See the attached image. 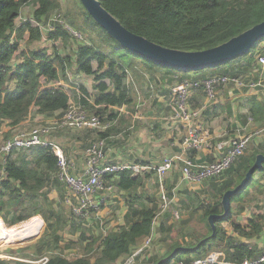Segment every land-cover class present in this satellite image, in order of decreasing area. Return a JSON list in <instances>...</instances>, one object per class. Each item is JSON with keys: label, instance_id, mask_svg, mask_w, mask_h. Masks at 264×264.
I'll return each mask as SVG.
<instances>
[{"label": "trees", "instance_id": "16d2710c", "mask_svg": "<svg viewBox=\"0 0 264 264\" xmlns=\"http://www.w3.org/2000/svg\"><path fill=\"white\" fill-rule=\"evenodd\" d=\"M99 1L129 30L162 46L184 51H197L217 46L264 20V0ZM29 3L34 6L33 18L38 22L46 21L53 12L62 8L59 0H0V133L5 125L15 128L22 125L34 113L56 120L61 118L71 103V96L61 82V78L73 65L78 72L93 77L95 89L93 104L121 107L133 101L134 91L127 86L126 80L130 70L137 72L143 70L138 67V63H144L149 68L165 69L169 73L178 74L180 78L205 79L208 72L210 76L228 74L225 68L231 62L244 58L251 64L255 55L264 54V46L255 54V48L264 43L263 37L247 53L217 67L188 72L162 68L120 46L118 41L92 18L81 0L80 3H73L74 6H79L76 14L71 12L67 14L71 15L72 24L76 28L92 34L91 44L80 45L72 54L64 55L59 54L57 50L54 54L49 53L47 49L23 50L21 40L25 39L26 33H28L27 43L38 41L43 36L40 28L30 21L17 26L16 21L21 16L22 9ZM54 27V30H49L48 38L54 41L59 39L68 41L70 36L68 31L61 24H56ZM95 33L96 36H93ZM114 43L119 46H115ZM103 44L112 50H104ZM115 50L120 53L124 50V53L118 56ZM19 53L22 60L14 63ZM136 57L141 60L137 61ZM80 89L86 95H90L84 86H80ZM78 101L94 107L83 97ZM99 113L101 108L97 109L96 114ZM8 133L5 138L8 137ZM21 150H23L21 153L17 150V152L12 151L4 163L0 161L5 172V177L0 179L2 189L0 213L5 210L7 213H12L10 225L33 216L31 215L33 213L28 216L16 212L22 210L26 201L29 203L37 198L43 186L46 187L49 182L53 184L54 181L62 184L58 179L57 157L49 146H35ZM261 153L264 154V147L253 149L251 152L246 151L221 177L209 179L211 198L199 203L208 230L198 233L197 241L189 246L182 245L186 243L187 238V235L182 233L180 242L174 240L166 245L167 253L163 257H158L156 264H171L172 260L178 257L179 252H185L186 255L177 258L176 261L184 259L186 263L215 250L225 252L229 260H243L259 255L257 248L228 234L220 223H230L235 232L247 238L261 235L264 229V213L253 214L244 224L233 220L232 209L221 216L225 212L224 194L243 180L254 165L258 154ZM113 176L116 177L114 182L116 187L128 192L126 198L128 209L124 215V222L117 230L106 233L98 254L68 257L61 252H55L62 237L61 226L64 221L61 213L56 212L53 207L48 209L50 212L47 210L48 214L46 208L35 209V214L44 213V216L41 215L48 221L50 216L56 217L55 222L52 220L49 222L50 227L53 228L49 239L46 242L43 240V243L35 248L36 256H41L48 247V261L45 264H116L123 255H131L134 252L141 238L154 233V219L160 198L158 197L157 200L150 194L138 192L141 185L139 176H134L129 170ZM108 177H110L108 174L105 175L104 180ZM248 187L240 190V194L241 192L248 194ZM239 192L231 196V202ZM168 193L172 195V192ZM46 199L47 190H45ZM190 199L194 200L193 197ZM211 216H214L215 230L210 223ZM5 219L7 220V217ZM75 228L80 232L81 240L88 238L89 234L83 223L80 222ZM165 230L161 223L157 229L161 232L159 239L165 241L173 239L165 238L163 235ZM94 242H97V238L93 240ZM93 243L87 244L88 252L93 251ZM151 261L153 264L156 262L153 259ZM0 264L33 263L0 258Z\"/></svg>", "mask_w": 264, "mask_h": 264}, {"label": "crops", "instance_id": "0c3cea01", "mask_svg": "<svg viewBox=\"0 0 264 264\" xmlns=\"http://www.w3.org/2000/svg\"><path fill=\"white\" fill-rule=\"evenodd\" d=\"M32 6V13L34 10V6ZM24 9V8H23ZM26 11H29V7H26ZM31 13V16H32ZM26 36V35H25ZM264 43L260 45V49L255 51V54L260 52ZM264 56V54L255 55V59L252 60L251 64L248 63L247 59H239L235 62H231L226 66V70H228V74L239 77L241 80L244 81V85H239L235 83H228L218 86V92L215 99L210 100L203 88H194L189 96V104L193 108H197L201 110V121L205 124V126L209 129L212 135V146L210 150H198L195 152L185 153L184 156L186 157H193V159L197 162H212L227 152L228 149V141L232 138H237L241 135H249L252 134V138L248 145L247 151L251 152L253 149L264 147V65L260 63L259 58ZM22 60V59H21ZM21 60H14V63L20 62ZM152 70H157L156 68H150ZM78 76H75V85H73V89H75V95L71 96V102H77L80 100L81 97L90 101L91 104L94 103V93L95 89L93 86L90 90V86L88 83L94 84V79L90 75H86L83 72H78ZM145 70L132 71L130 70L128 73V78L126 80L127 86L134 91L133 92V101L130 104H125L121 107L117 106H99L93 104L94 107H91L93 112L97 113V109L101 108L100 115H105L107 122L110 123V127L107 131H94L91 133L87 138L84 132H76L75 134L71 135L68 132L67 137L73 140H64L63 144H68L71 146L72 155L70 158L73 162V169L74 174L76 175H83L85 172L86 166V148L92 142L96 141L100 137H105L107 140V161L109 162H120L126 164H133V163H144V164H158V162H153L158 160V150H153L158 148V117H161L162 120H165L166 123L169 125L167 126L168 129V138L172 140L174 138L175 142L172 145L177 143V147H173V151L175 153L180 152L179 154H183L181 142L186 133L184 127L181 123L174 122L170 119V115L177 110L176 107V98H177V91H172L171 93L161 94L154 93L155 91L149 87H146L141 82V79H146ZM176 81L179 82L180 76L178 74L171 75ZM206 76H210L209 72ZM88 79V80H87ZM142 80V81H143ZM61 82L66 86L64 81L61 78ZM80 86H84L91 97L88 96L80 89ZM152 86V84H151ZM147 88L148 94L144 93V89ZM144 98L151 99L152 102L155 103L152 107L149 108L147 114L144 115L143 112L140 110V105L142 106V101ZM135 104V105H134ZM86 108V104H83ZM106 109L104 110V108ZM95 113V114H96ZM97 115V114H96ZM38 117L41 120H49L54 119L51 117H44L42 115L33 114L28 120H26L22 125H19L15 128L5 125L3 130L0 133V139H6L5 135L7 132L8 137L12 135L15 131L22 129L26 124L31 126L32 124L37 122ZM101 118V117H100ZM34 121V123H33ZM147 123V127H144V123ZM68 131H83V130H91V129H73V128H61V132ZM93 130V129H92ZM258 130H261L259 133H256ZM59 131V132H60ZM57 132V136L59 135ZM60 132V133H61ZM104 134V135H103ZM63 138V137H61ZM181 141V142H180ZM180 142V144H179ZM60 143V142H59ZM83 145L84 149L80 150L79 145ZM62 145V144H61ZM63 146V145H62ZM64 148V147H63ZM65 150V149H64ZM16 151V150H15ZM262 154V153H261ZM259 155V154H258ZM177 161L175 162L174 166L176 165ZM174 168V167H173ZM173 168L167 172L164 178H159V186L163 189L166 184L174 185L176 181V185L178 179L183 178L182 173V164L180 165V169ZM149 172H141L137 174H133L134 176H139L140 180V187L138 192L143 193V175ZM255 174L257 177L255 178ZM105 182L109 184H113L114 188L116 185L114 182L116 181V177L113 174H109ZM254 181L248 187L247 192L248 194L251 193V189H255V194H257L256 190L263 189L264 193V168L258 170L254 173ZM5 177L4 169H0V179ZM217 178V177H215ZM209 180V179H208ZM256 180V182H255ZM196 182V181H189ZM204 182V181H203ZM197 182V183H203ZM177 187V186H175ZM208 191L211 193V188L208 185ZM113 188V189H114ZM166 188V187H165ZM173 188L171 186H167V189ZM48 189V185L45 187L43 186L37 198L33 199L32 202L26 201L22 209H27L26 214L33 213L34 216H42L41 214H35V209L37 207H41L42 209L45 208V203H49L48 199L45 202V190ZM1 192L2 189L0 187V199H1ZM123 192V200L125 206V213L128 209L127 206V195L128 192ZM169 192V191H168ZM173 193V192H172ZM98 194V193H97ZM148 194V192H147ZM169 194V193H168ZM248 194H244L245 196ZM243 195V196H244ZM242 196V197H243ZM6 197V196H4ZM173 197V196H172ZM160 201V200H159ZM250 205V203H248ZM255 212L251 211V207L246 206L245 209L248 211H244L241 214L236 215L233 217L234 221L244 224L246 219L251 217L253 214L264 213V207H257L255 205V201L251 202ZM260 205H264V200H262ZM49 205V204H48ZM233 205L234 201L231 202L230 210L232 209L233 213ZM47 207V205H46ZM30 210V211H28ZM124 213V215H125ZM23 214V215H26ZM177 216V212H176ZM233 216V214H232ZM7 217V220L5 219ZM0 220L12 221V213L5 212L0 213ZM228 224V223H227ZM227 230L228 234H232L236 236L239 240L243 242L250 243L251 246L258 249L259 255L264 253V229L261 232L260 236H254L247 238L245 236L239 235L237 232L233 230L232 225L229 223L224 226ZM7 228L5 226L0 228V235ZM117 230V229H115ZM158 231L154 234L155 238H158ZM146 238V237H145ZM145 238H141L138 242L139 248L141 245L140 242L145 241ZM154 239V238H153ZM180 242V238L178 239ZM153 242V241H152ZM196 242V241H195ZM194 242V243H195ZM142 243V244H143ZM193 244V243H192ZM190 245V244H189ZM187 245V246H189ZM135 249V250H136ZM134 250V251H135ZM167 252L165 249L160 250L161 255H165ZM225 253V252H224ZM158 248L155 253L148 256L150 261H148L146 254L144 251L136 257L137 262L135 264H153L151 259L156 260L154 264L158 261ZM186 255V253H185ZM126 256V255H123ZM123 256L121 258H123ZM183 257L182 255H178L174 260H172L171 264H181L186 263L184 259L176 261L177 258ZM120 258V259H121ZM119 259V260H120ZM119 262V261H118Z\"/></svg>", "mask_w": 264, "mask_h": 264}, {"label": "rangeland", "instance_id": "374dc122", "mask_svg": "<svg viewBox=\"0 0 264 264\" xmlns=\"http://www.w3.org/2000/svg\"><path fill=\"white\" fill-rule=\"evenodd\" d=\"M61 3L62 8L60 10H57L53 12L49 17L52 19L53 22H59L63 23L65 25H69L70 27L72 26L75 31H77L80 34V37H76L71 34V31L69 29L67 30L69 33V39L68 41H62L59 39L58 41H54L52 39L48 38V32L49 30L46 29V21H39L43 26H45V29L42 31V38L38 41H34L32 43H27V38H28V33H26L25 39L23 38L21 40V49H47L49 53L54 54V52L57 50V52L61 55H64L66 53L72 54L74 50H77V48L80 45L84 44H91V36L90 32L81 30L76 28L72 23V17L71 15H68L67 12H71L76 14V10L79 8V6H74L73 3H80V0H59ZM26 7H29V11H26ZM32 13V6L29 4L24 6V9L21 11V16L17 19V26H21L22 23L25 21H30L33 25V13ZM51 21V24H52ZM96 36V33L93 35ZM119 43V42H118ZM115 45V43H114ZM119 46V45H115ZM121 46V45H120ZM104 50H112V48L108 47L106 44H103ZM113 49H115L113 47ZM256 50L260 49V45L255 48ZM116 51V50H115ZM124 53V50L122 52L116 51V54L119 56ZM22 56L21 53H19L15 60H21ZM137 61L141 60L139 57H136ZM149 61V60H148ZM139 68H142L147 72L145 74L146 79L143 80L141 79V82L146 85V87H149L153 89L155 92L158 93V95L161 94H169L172 91L178 90L180 87V82L176 81L171 75L172 73H169L165 69L161 68H156L157 70H152L148 66H145L144 63H138L137 64ZM78 76L76 66L73 65L70 68L67 69L66 74L62 76V80L66 84V88L70 94V96L75 95V89H73V85H75V76ZM93 79V78H92ZM88 80V79H87ZM143 80V81H142ZM89 84L90 90L92 89L93 91V86L94 84ZM152 84V86H151ZM144 93L148 94L149 92L147 91V88L144 89ZM88 96V95H87ZM91 97V95L88 96V98ZM92 99V97H91ZM89 103L90 101L87 100ZM74 102V101H73ZM71 102V103H73ZM142 106L140 105V110L143 112L144 115L147 114V111L149 110L150 107L155 105L154 102H152L151 99L144 98L142 101ZM135 105V104H134ZM88 108V112L95 114L93 110L91 109V106L86 105ZM104 110L106 107H102ZM101 119L103 122H107L105 115H100ZM52 119L49 120H41L40 117H38L37 122L33 121L34 124L31 126H28L27 124L20 130L15 131L12 135L9 136L12 137L16 134H19L21 132H26L34 127H37L38 125L45 124L46 122H51ZM169 124L166 123L165 120H162L161 117H158V148L153 150H158V160L153 161V162H158L160 164L166 157H172L175 156L178 153H175L176 151H173V147H177V143L172 145V143L175 142L174 138L170 140L168 136V126ZM144 127H147V123H144ZM61 129H56L53 131L49 136L48 140L55 142L59 144L65 154L69 157L72 158V150L71 146L68 144H63L64 140H73L67 137L68 132H70L71 135L75 134L76 132H84L86 134V138L91 134L94 133V131L98 130H83V131H68L64 130L66 132H61ZM61 133H60V132ZM57 132H59V135L57 136ZM63 137V138H61ZM9 138L6 139H0V146L3 144V142ZM60 142V143H59ZM181 142V141H180ZM179 142V144H180ZM63 146H62V145ZM80 150L84 149L83 145L78 146ZM88 147V146H87ZM20 153L23 150H17ZM16 151V152H17ZM16 156V154H15ZM120 162H125L121 161ZM118 162V163H120ZM117 163V162H116ZM182 164L183 168V162L177 161L176 165L174 168L178 170V167L180 169V165ZM173 168V170H174ZM264 168V166H263ZM0 169L2 168V165L0 164ZM183 175V174H182ZM255 178L257 177V174L254 176ZM143 179L145 181L143 182V192L147 194H150L154 196L157 200L159 199V208L158 211L161 210L163 200L161 198V192L164 191L166 194V197L168 198V205L166 210L160 215V217L156 220L154 223L155 230L154 234L156 233L157 229H159V225L163 223L164 228L166 229L164 234L165 238H173L169 239L168 241H165L163 239H159L161 236V232L158 231V238L153 239V242L151 245L147 248L144 249V254H146L147 258L149 255L153 254L156 252L158 248V257H163L165 255L160 254V250L162 249H167L166 245L168 243H172L174 240H177L180 238L181 234L184 233L187 235L186 238V243L182 245H189L197 241L198 239V233L200 232H205L208 230L207 224L205 220L202 218V212L203 209L199 208V203L201 201L206 202L204 200L210 199L211 194L208 191V185L209 180H204L203 183H197V182H189L188 180H185L182 178L181 180L178 179L177 185L176 181L174 185H169L166 184L163 189L159 186V178L154 172H149L145 173L143 175ZM253 181V180H252ZM256 182V180H255ZM253 182H251L249 185H251ZM108 185H106V189L103 190L101 189L98 191V194L96 195V199L102 200L100 209L97 211L92 212L89 218H81L76 216L73 213V210L69 203L66 202L65 198L69 197L71 194L69 190L66 188L64 183H57L54 181L53 184L50 182L48 183V189H47V199L49 203H45V208H46V213L48 214V209L53 207L56 212L61 213L62 220L64 223H62V232L61 235L62 237L59 240L58 246L56 247L55 252H61L65 256L68 257H76V256H82V255H89L92 256L94 253H97L100 251L101 247V242L103 238L106 236V233L109 231H113L117 229L123 222H124V213H125V206H124V200H123V192L118 189V187H115L114 189H109L107 188ZM167 186H171V188L167 189ZM177 186V187H175ZM244 189V188H243ZM242 189V190H243ZM168 191L173 192L170 198L168 196ZM251 193L248 195H244V193L239 192L238 196L234 199V205H233V217L235 218L236 215L241 214L244 211H248L246 206L251 207V211L254 213L255 209L253 208L254 205L251 204L252 201H255V205L257 207L261 206L264 207V205H260L262 200H264V193L263 189H258L256 190L257 194H255V189H251ZM243 196V197H242ZM159 197V198H158ZM190 197H193L194 200H191ZM46 199V200H47ZM45 200V202H46ZM250 203V205L248 204ZM49 204V205H48ZM47 205V207H46ZM50 208V209H51ZM48 210V211H47ZM30 211V210H28ZM50 212V211H49ZM177 212V216H176ZM16 213H21V214H26L29 213L27 212V209H22L19 212ZM238 213V214H237ZM44 216V213H41ZM30 215V214H26ZM33 215V214H31ZM43 216H31L30 219L28 218L27 220L20 221L16 224L10 225L9 221L7 222L6 220L3 221L4 225L8 228H13L14 226H18L23 224L24 222H27L34 217L37 218L38 220H31V234L28 237H24L19 240L15 241H9V238H5L4 235H0V258L2 259H14V260H32L31 262L34 263L33 261L39 260L44 256L48 255V247L45 248L46 252L41 256H36V247L40 246L45 240V242L49 239L51 236V233L53 231V228L50 227V221L52 220L55 222L56 217L55 216H50L48 220H46ZM80 222L84 224V228L86 229L87 233L89 234L88 238L86 239H80V232L77 231L75 226H79ZM2 221L0 220V228L3 227ZM228 222H221L220 226H226ZM13 230V229H11ZM32 236V237H31ZM31 237V238H30ZM97 238V242L93 243V240ZM89 242H92L94 244V249L93 251L88 252L87 251V244ZM145 242V241H144ZM143 241L140 242L141 247L143 244ZM179 255H185V252H179ZM129 255L123 256L117 262L116 264H125L127 258ZM150 257V256H149ZM137 260V259H136ZM150 261V258L147 259ZM25 261V260H24ZM29 261V262H30ZM137 262V261H136Z\"/></svg>", "mask_w": 264, "mask_h": 264}, {"label": "built area", "instance_id": "2783aa9c", "mask_svg": "<svg viewBox=\"0 0 264 264\" xmlns=\"http://www.w3.org/2000/svg\"><path fill=\"white\" fill-rule=\"evenodd\" d=\"M50 17L46 20V29L54 30V26L61 23L53 22L54 20L52 21ZM33 23L41 31L45 29V26L35 19H33ZM61 25L65 29L68 28L72 35L80 37V34L72 29V26L70 27L63 23ZM259 61L264 65V56H261ZM178 79L180 87L176 90L177 110L170 115V119L181 123L186 131L181 142L183 154L166 157L160 164L109 162L106 159L107 140L105 137H100L86 148L84 174L76 175L74 174V170H72L74 162L65 154L59 144L49 141L48 136L56 129L66 127L73 129H95L101 132L106 131L110 127V123L103 122L98 115L88 112L86 107L77 101L70 103L63 116L58 120L53 119L51 122L38 125L5 140L0 146V161L4 163L7 156L15 150L29 149L35 146H49L58 160V179L64 183L71 194L69 197H66V202L71 206L73 213L81 218H89L92 212L100 209L102 200L96 199V195L101 189H106L107 184L104 176L107 174L116 175L121 171L129 170L133 174L156 172L160 178H164L167 172L174 167L175 162L181 161L183 162L182 173L185 180L203 182L211 178L221 177L236 163L240 156L245 154L253 135H241L230 139L228 141L227 152L212 162H197L190 157L184 156L185 153H190L193 150H210L212 146V135L200 119L201 110L190 106L189 96L194 88H203L208 98L212 100L216 98L219 85L228 83L244 85V81L232 75H212L205 79H192L189 77ZM260 131L258 130L256 133ZM107 188L113 189L114 185L109 184ZM168 196L172 198L169 194ZM161 198L163 200L162 208L157 212L154 223L166 210L168 205V198L164 191L161 192ZM153 238L154 233L147 236L144 244L128 256L125 264H135L136 257L151 245ZM47 261L48 256H44L39 260L33 261V264H45ZM181 264H264V253L243 260H229L222 250H215L206 256L194 258L189 263Z\"/></svg>", "mask_w": 264, "mask_h": 264}, {"label": "water", "instance_id": "95a60500", "mask_svg": "<svg viewBox=\"0 0 264 264\" xmlns=\"http://www.w3.org/2000/svg\"><path fill=\"white\" fill-rule=\"evenodd\" d=\"M81 2L92 18L102 28L107 30L121 46L162 68H173L182 72L213 68L228 63L247 53L264 37L263 20L217 46L197 51L178 50L162 46L129 30L108 12L99 0H81ZM263 165L264 154H259L254 165L248 170L243 180L234 189L228 190L224 194L223 205L225 212L221 216L226 215L230 211L231 196L248 187L253 180L254 173L261 170ZM210 223L213 230H215L214 216L210 217Z\"/></svg>", "mask_w": 264, "mask_h": 264}, {"label": "bare ground", "instance_id": "6f19581e", "mask_svg": "<svg viewBox=\"0 0 264 264\" xmlns=\"http://www.w3.org/2000/svg\"><path fill=\"white\" fill-rule=\"evenodd\" d=\"M31 220H38L37 218H33ZM31 220L27 221V222H24L23 224L21 225H18V226H14L13 228H8L4 225H3L7 228L2 235L5 236V238H9V241H15V240H19V239H22L24 237H28L30 236L31 234V228H30V225H31ZM13 229V230H11ZM1 235V236H2ZM0 236V237H1Z\"/></svg>", "mask_w": 264, "mask_h": 264}]
</instances>
